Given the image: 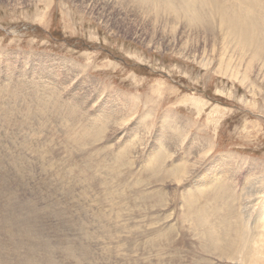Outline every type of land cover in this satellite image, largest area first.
Here are the masks:
<instances>
[{
	"label": "rangeland",
	"instance_id": "obj_1",
	"mask_svg": "<svg viewBox=\"0 0 264 264\" xmlns=\"http://www.w3.org/2000/svg\"><path fill=\"white\" fill-rule=\"evenodd\" d=\"M248 1L238 40L176 0H0V264H264Z\"/></svg>",
	"mask_w": 264,
	"mask_h": 264
},
{
	"label": "bare ground",
	"instance_id": "obj_2",
	"mask_svg": "<svg viewBox=\"0 0 264 264\" xmlns=\"http://www.w3.org/2000/svg\"><path fill=\"white\" fill-rule=\"evenodd\" d=\"M176 1H179L181 3H183V5H186V11H189L190 10V6L193 5V4H196L197 6L200 7V11L203 13V14H209L207 11L210 12V14H212L213 16L217 17L219 15L220 18H217L219 19L220 21V27L225 30V31H228L230 34H232L234 36L235 39H238V40H247L249 39L250 37V31L251 29L256 25L254 22H251L253 21L251 16H255V12L253 14H251V12H245V8H243V6H241L242 3H249L248 0H233L234 4H224V2H222V0H196L195 3H190L189 0H176ZM252 6L255 7L254 4H250ZM249 6V5H248ZM252 6H249V7H252ZM227 7V8H226ZM142 8V7H141ZM151 8V7H150ZM254 9V8H253ZM149 12V11H148ZM190 12H188V15L190 16ZM196 17L197 18H193L194 21H192L194 23V27L197 28L199 27L200 25L201 26H204L203 29H207L209 28L210 26L208 25L207 23V20L206 18H199L198 16V13H196ZM254 19V17H253ZM264 28V26H263ZM259 31L261 30V27H258ZM264 30V29H263ZM263 33V34H262ZM261 34H262V38L264 37V31L262 32L261 31ZM213 36V35H212ZM260 39L261 40H264L263 39ZM193 40V39H192ZM259 40V39H258ZM220 43V42H219ZM260 43V42H259ZM252 44L254 46H258V43H257V39H253L252 40ZM262 44H263V41H262ZM213 45V44H212ZM261 45V43H260ZM264 45V44H263ZM262 46V45H261ZM223 51V50H222ZM225 52V50H224ZM263 59V58H262ZM252 62V61H251ZM206 63V62H205ZM247 64V63H246ZM250 64V63H249ZM252 64V63H251ZM208 66V65H207ZM228 69V68H227ZM227 73V72H226ZM264 76V75H263ZM10 80V79H9ZM252 83V82H251ZM249 85V84H248ZM8 86V85H7ZM6 86V87H7ZM10 87V86H9ZM1 88V87H0ZM2 89V88H1ZM3 89H6V88H3ZM7 91V90H6ZM9 94V92H8ZM55 96V95H54ZM4 100V99H3ZM17 100V99H16ZM19 102V101H18ZM17 102V103H18ZM9 103V102H8ZM36 103V102H35ZM10 104V103H9ZM40 105V104H39ZM13 106V105H11ZM15 106V105H14ZM45 106V105H43ZM43 110V109H42ZM169 119V118H168ZM165 122V121H164ZM187 130V129H186ZM119 155V154H118ZM120 159V158H119ZM155 166V165H154ZM153 167V166H152ZM152 170V169H151ZM11 184V183H10ZM66 184V183H65ZM70 184V183H69ZM67 185V184H66ZM223 185V184H222ZM69 186V185H68ZM42 187V186H41ZM30 192V191H29ZM44 194V193H43ZM46 196V195H45ZM261 196V195H260ZM255 198V197H254ZM204 213V212H203ZM55 214V213H54ZM202 214V213H201ZM197 218V217H196ZM197 220V219H195ZM257 221V220H256ZM197 223V222H196ZM29 225V224H28ZM200 225V224H199ZM251 225V224H250ZM201 226V225H200ZM29 227V226H28ZM33 227V226H32ZM34 229V227L32 228ZM210 229H211V226H210ZM27 231H29L27 229ZM207 232H210V231H207ZM22 233V232H21ZM109 233V232H108ZM212 233V232H211ZM211 233H208L209 236ZM204 234V233H203ZM206 234V233H205ZM19 236V235H18ZM22 236V235H21ZM29 236V235H28ZM23 237V236H22ZM202 237V236H201ZM212 237V236H211ZM112 238V237H111ZM110 238V239H111ZM115 238V237H114ZM112 238V239H114ZM36 239V238H35ZM118 239V238H117ZM203 239V238H202ZM210 239V237H209ZM208 239V240H209ZM112 241V240H111ZM117 241V240H116ZM8 243V242H7ZM21 244V243H20ZM8 246V245H7ZM44 247V246H43ZM15 249V248H14ZM58 250V249H57ZM52 251V250H51ZM8 252V251H7ZM71 252V251H70ZM10 253V252H9ZM26 253V252H25ZM15 254V253H14ZM66 254V253H65ZM23 255V254H22ZM33 255H34V252H33ZM29 256V255H28ZM31 257L32 254H30ZM8 257V256H7ZM22 257V256H21ZM53 257V256H52ZM68 257V256H66ZM29 258V257H28ZM54 258V257H53ZM20 259V258H19ZM22 259V258H21ZM32 259V258H31ZM8 260V259H7ZM25 260V259H24ZM27 260V259H26ZM35 260V259H34ZM29 261H31L29 259ZM27 260V263L29 262ZM72 261V260H71ZM34 262V261H33ZM35 262H37V260H35ZM34 262V263H35ZM38 264V262H37Z\"/></svg>",
	"mask_w": 264,
	"mask_h": 264
}]
</instances>
